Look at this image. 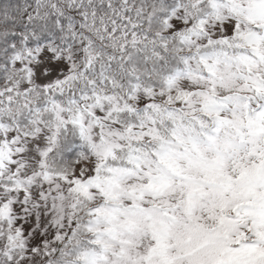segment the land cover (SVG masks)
I'll return each instance as SVG.
<instances>
[{"label": "snow or ice", "instance_id": "1", "mask_svg": "<svg viewBox=\"0 0 264 264\" xmlns=\"http://www.w3.org/2000/svg\"><path fill=\"white\" fill-rule=\"evenodd\" d=\"M0 264H264V0H0Z\"/></svg>", "mask_w": 264, "mask_h": 264}]
</instances>
